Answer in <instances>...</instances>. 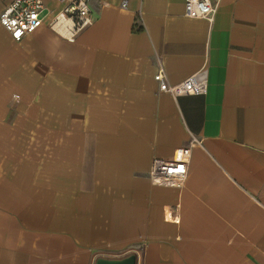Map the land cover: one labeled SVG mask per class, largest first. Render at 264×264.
Listing matches in <instances>:
<instances>
[{
    "label": "crops",
    "instance_id": "1",
    "mask_svg": "<svg viewBox=\"0 0 264 264\" xmlns=\"http://www.w3.org/2000/svg\"><path fill=\"white\" fill-rule=\"evenodd\" d=\"M90 10L73 41L0 24V264H264V0H218L212 21L184 0ZM159 67H204L206 93L160 90ZM184 150L179 185L151 179Z\"/></svg>",
    "mask_w": 264,
    "mask_h": 264
},
{
    "label": "built area",
    "instance_id": "2",
    "mask_svg": "<svg viewBox=\"0 0 264 264\" xmlns=\"http://www.w3.org/2000/svg\"><path fill=\"white\" fill-rule=\"evenodd\" d=\"M60 8L50 17L41 0H8L0 11V24L11 39L19 41L24 35L32 33L44 21L53 31L69 41L92 23L90 0H57ZM218 0H184V15L212 21ZM125 6V2L121 3ZM48 17V18H46ZM160 90L173 96L203 95L207 91V71L201 67L191 75L174 84H169L161 67L153 76ZM185 151V150H184ZM186 151L173 160L154 159L150 165L149 176L157 183L179 185L186 173Z\"/></svg>",
    "mask_w": 264,
    "mask_h": 264
},
{
    "label": "water",
    "instance_id": "3",
    "mask_svg": "<svg viewBox=\"0 0 264 264\" xmlns=\"http://www.w3.org/2000/svg\"><path fill=\"white\" fill-rule=\"evenodd\" d=\"M93 264H137V255L128 252L120 257L97 256Z\"/></svg>",
    "mask_w": 264,
    "mask_h": 264
}]
</instances>
